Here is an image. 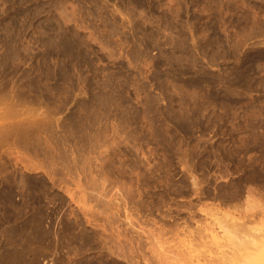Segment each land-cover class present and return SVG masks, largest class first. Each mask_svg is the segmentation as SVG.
I'll return each mask as SVG.
<instances>
[{
    "label": "rangeland",
    "instance_id": "rangeland-1",
    "mask_svg": "<svg viewBox=\"0 0 264 264\" xmlns=\"http://www.w3.org/2000/svg\"><path fill=\"white\" fill-rule=\"evenodd\" d=\"M0 34L21 51L15 85L39 76L48 103L32 107L51 119L47 157L20 149L8 170L27 216L44 196L57 249L32 245V264H264V0H0ZM221 214L259 231L260 250Z\"/></svg>",
    "mask_w": 264,
    "mask_h": 264
},
{
    "label": "bare ground",
    "instance_id": "bare-ground-1",
    "mask_svg": "<svg viewBox=\"0 0 264 264\" xmlns=\"http://www.w3.org/2000/svg\"><path fill=\"white\" fill-rule=\"evenodd\" d=\"M37 12V11H36ZM38 13V12H37ZM35 16H36V14H35ZM5 22V21H4ZM8 23H9V21H8ZM7 23V24H8ZM4 24V23H3ZM2 24V25H3ZM6 24V25H7ZM53 25V24H52ZM5 26V25H4ZM7 26H9V25H7ZM22 25H20V27H21ZM3 28V27H2ZM6 28V27H5ZM11 28V27H10ZM22 28V27H21ZM4 29V28H3ZM2 29V30H3ZM8 29V28H7ZM10 30V29H9ZM13 30V29H12ZM4 31H2V33H3ZM11 32V31H10ZM8 33V32H7ZM7 33L5 32V34H3V36H4V38L6 39L7 37H5L6 35H7ZM24 33V32H23ZM9 34V33H8ZM1 35V34H0ZM23 35V34H22ZM21 35V36H22ZM2 36V35H1ZM1 36H0V40H1V43H0V50H2L3 48H4V46L5 45H3V44H5L4 43V40L3 39H1ZM8 36H10V37H8V38H11V37H15V36H12V35H8ZM16 37H17V35H16ZM20 37V36H19ZM38 37H40V36H38ZM7 38V39H8ZM12 38V39H13ZM52 38H53V36H52ZM11 39V41H13ZM18 39V38H17ZM41 39V38H40ZM9 40V39H8ZM21 40H22V38H21ZM35 40H37V39H35ZM15 41V40H14ZM13 41V42H14ZM16 42V41H15ZM19 42V41H18ZM10 43V42H9ZM12 43V42H11ZM37 43V42H36ZM38 43H39V41H38ZM21 44V43H20ZM8 45V44H7ZM22 45V44H21ZM22 46H24V45H22ZM21 46V47H22ZM6 47H8V46H6ZM5 47V48H6ZM20 47V46H19ZM21 47H20V49H21ZM25 47V46H24ZM9 48V47H8ZM27 48V47H26ZM29 48V47H28ZM28 48H27V50H28ZM69 48V47H68ZM70 48H72V47H70ZM76 48V47H75ZM79 48V47H78ZM77 48V49H78ZM23 49V48H22ZM31 49V48H30ZM19 49H17L15 46H12V48L10 49V51H9V49H3L2 51H0V120H2L1 122H3V124L1 123V126H0V152H2V153H4L6 156H10L9 158H8V160L7 159H3L2 158V156L0 155V207H2V209H1V214H2V216H1V218H0V225H2L3 227H4V225L6 224V228L4 227V230H3V237H5L4 239V241H7V243H8V247H10L11 246V248H6L7 249V251H3V253H1L0 255L3 257V254L5 253V255H4V257H3V259H2V257L0 258L1 260H0V264H28V263H33V261L35 260L34 258H35V256H36V253H34L33 254V252H34V250H33V246L32 245H34V244H37V246L39 245V247L38 248H40V250L41 249H45V243H47V245H49V248L51 247L50 245H52V244H54L53 242H52V244H51V241L53 240L52 239V237H53V233L50 235V232L47 230L48 228H44L43 226V224H42V222H44V221H42L43 219H44V216L46 215L45 213H44V209H45V207H44V205H43V207H42V205H41V202L42 201H39V200H43L44 199V196H43V198L41 197V199H37V195L35 196L36 198L34 199V198H32V196H31V200H34L33 201V203L34 202H36V204H34V206L36 207H34L35 208V210H34V213H33V210H32V213L33 214H31L30 213V216H27V213L28 212H30L29 210H28V212L27 213H25V209H24V206H26L25 204H26V202H25V204H24V206H21V205H18L17 203V201H14L13 199H12V194H13V192H14V190L12 189L13 188V186H16L17 188L19 187L20 188V186H22L23 187V190L26 188L25 186H27L26 185V182L24 183L23 182V180L21 179L22 177V174H21V178H18V179H20L17 183H16V181H15V175L17 174H19L20 173V171H19V173L18 172H16L15 174H14V172L13 171H8L9 169H14V171L16 170V171H18V162H22V158H20L21 156L20 155H22V154H24V152H22V151H20V149H23V151H25L24 149H26V150H30L31 148L32 149H34V154L35 153H42V152H44V154H42L43 155V157L44 156H46L47 154L46 153H48V152H46L45 153V149L43 150L41 147L42 146H40L41 145V143H39V135H40V133L44 130V129H46V126L44 125L45 123L49 126V123H51V119H49V116L47 117V114H46V116H42L40 113H39V111L37 110V109H35V108H33L32 106L33 105H39V107H40V105H42V104H44V103H48V101H47V99H46V101L47 102H42V100H45V99H42L41 100V92L40 93H36L35 91H38V89H39V86H38V83H40L39 82V80H38V78H39V76L37 77V81L38 82H36L35 81V86H34V79L32 80V77H31V80L28 78L27 80H25V82L27 81V84L26 85H24L23 87L21 86V84H17V86H20V87H22V88H25L24 90L23 89H21L20 87H18L17 88V86L15 85L16 83H17V79L16 80H14L15 78H16V74H15V70L17 69L16 67L18 66V64L20 63V59H21V53H19V52H21L20 50L18 51ZM25 49H23V51H24ZM68 50V49H67ZM30 51V50H29ZM74 51H75V49H74ZM31 52V51H30ZM29 52V53H30ZM69 52V54H71L70 53V51H68ZM67 52V53H68ZM73 52V51H72ZM28 53V54H29ZM63 53H64V51H63ZM65 54H66V52H65ZM23 55V54H22ZM27 55V54H26ZM25 55V56H26ZM38 55V54H37ZM72 55H73V53H72ZM31 56H33V55H31ZM41 56V55H40ZM68 56V55H67ZM23 57V56H22ZM74 57V56H73ZM20 58V59H19ZM28 58V57H27ZM40 58V57H39ZM42 58V57H41ZM40 58V59H41ZM69 59H70V56L68 57ZM67 59V58H66ZM77 59V58H76ZM46 60V59H45ZM75 60V59H74ZM24 61V60H23ZM29 61V60H28ZM70 61V60H69ZM72 61V60H71ZM26 62V61H25ZM42 62H43V58H42ZM78 62V61H77ZM24 63V62H23ZM46 63V62H45ZM70 63V62H69ZM73 64H74V62H72ZM39 64V63H38ZM41 64V63H40ZM43 65V64H42ZM47 65V64H46ZM67 65V64H66ZM78 65V64H77ZM76 65V66H77ZM79 66V65H78ZM63 67V66H62ZM71 67V66H70ZM64 68V67H63ZM78 68V67H77ZM36 69V68H35ZM34 69V70H35ZM41 69V68H40ZM48 69H49V67H48ZM16 71H18V70H16ZM36 71V70H35ZM44 70H42V72H43ZM64 71V70H63ZM65 71H67V70H65ZM26 72H29V71H26ZM25 71H24V73H26ZM53 72V71H52ZM51 73V72H50ZM54 73V72H53ZM52 73V74H53ZM23 74V73H22ZM22 74L19 76H17V77H21L22 76ZM40 75H41V73H39ZM45 74H47V73H44V76H45ZM69 75H70V72L68 73ZM24 75V74H23ZM26 75V74H25ZM28 75V74H27ZM23 76L24 77V79L26 78V77H28V76H30V75H28V76ZM48 75V74H47ZM46 75V76H47ZM50 75V74H49ZM45 76V77H46ZM22 77V78H23ZM66 77V76H65ZM70 77V76H69ZM49 79V78H48ZM62 79H63V77H62ZM19 80H20V78H19ZM29 80V81H28ZM36 80V79H35ZM66 80V79H65ZM69 80V79H68ZM20 83V82H19ZM41 84V83H40ZM23 85V84H22ZM52 86V85H51ZM72 87H74V86H72ZM19 88L21 89V90H19ZM26 88H27V90H26ZM53 88L54 89H57L56 88V86L54 87V84H53ZM61 88V87H60ZM45 89V88H44ZM53 89V91H55ZM63 89V88H62ZM61 89V90H62ZM45 90H47V89H45ZM59 90V89H58ZM73 90V89H72ZM24 91V92H23ZM35 92L34 93V95L31 97V95H30V92ZM48 91V90H47ZM50 92V91H49ZM57 92H59V91H57ZM64 92H65V89H64ZM66 92H68V91H66ZM63 93V92H62ZM69 93V92H68ZM40 94V95H39ZM57 94V93H56ZM60 94V93H59ZM43 95V94H42ZM51 95H52V93H51ZM45 96V95H44ZM34 97V98H33ZM46 97V96H45ZM51 97V96H50ZM53 98V97H52ZM41 100V101H40ZM50 100V99H49ZM53 100H55V99H53ZM52 101V100H51ZM64 101V100H63ZM53 102H56V100L55 101H53ZM61 103V102H60ZM59 103V104H60ZM56 104V103H55ZM45 105H47V104H45ZM52 106H53V104H52ZM56 106H58V105H56ZM38 107V108H39ZM45 107V106H44ZM46 107H48V106H46ZM55 107V106H54ZM21 108H24V111L23 112H26V113H22L23 115H24V118L23 119H21V117L23 116V115H20L21 117H20V121L19 122H15V117L18 115V113H20V110H21ZM41 108V107H40ZM34 109V110H33ZM47 109V108H46ZM53 109V108H52ZM23 110V109H22ZM22 110H21V112H22ZM40 110V109H39ZM55 110V109H54ZM41 111V110H40ZM52 111V110H51ZM56 111V110H55ZM36 112H38L37 114H36ZM44 112H45V110H44ZM54 112V111H53ZM87 112V111H86ZM52 113V112H51ZM93 113H94V111H93ZM92 113V114H93ZM96 113V112H95ZM21 114V113H20ZM89 114V113H88ZM98 114V113H97ZM54 115V114H53ZM95 116V115H94ZM98 116V115H97ZM19 117V116H18ZM52 117V116H51ZM73 117V116H72ZM85 117V116H84ZM84 117H82V119L81 120H83V118ZM87 117V116H86ZM85 117V118H86ZM101 117V116H100ZM7 118H10V119H13V121H8V123L6 124V120H9V119H7ZM17 118V117H16ZM54 118V117H53ZM89 118V117H88ZM95 118V117H94ZM77 119V118H76ZM98 119V118H97ZM63 120V119H62ZM65 120V119H64ZM67 120V119H66ZM73 120V119H72ZM71 120V121H72ZM78 120V119H77ZM86 120V119H85ZM6 121V122H5ZM49 121V122H48ZM74 121V120H73ZM76 121V120H75ZM80 121V120H79ZM84 121V120H83ZM88 121V120H87ZM55 123H57L56 121H54ZM61 123H62V121H60ZM65 122V121H64ZM68 122V121H67ZM91 122V121H90ZM70 123V122H69ZM73 123V122H72ZM71 123V124H72ZM87 123H89V122H87ZM59 124V123H58ZM63 124V123H62ZM71 124H70V126H71ZM74 124V123H73ZM83 124V123H82ZM81 123L79 124V125H82ZM56 125V124H55ZM69 125V124H68ZM74 125H76V124H74ZM73 125V126H74ZM43 126H45V128L43 127ZM53 126V125H52ZM61 126V125H60ZM59 126V127H60ZM66 126V125H65ZM78 126V125H77ZM83 126V125H82ZM92 126V125H91ZM43 127V128H42ZM55 127V126H54ZM63 127V126H62ZM67 127V126H66ZM69 127V126H68ZM67 127V128H68ZM70 128V127H69ZM77 128V130H78V127H76ZM86 127H84V129H85ZM88 128V127H87ZM50 129H52V128H50ZM54 129V128H53ZM56 129H58V128H56ZM62 129H64V127L62 128ZM74 129V128H73ZM83 129V130H84ZM47 130V129H46ZM55 130V129H54ZM64 130H66V129H64ZM69 130V129H68ZM68 130H66V131H68ZM82 130V131H83ZM48 131L50 132V130H47V133H48ZM51 131H53V130H51ZM57 131H59V130H57ZM56 131V132H57ZM79 131V130H78ZM44 132V131H43ZM65 131H63V133H64ZM80 132H81V130H80ZM55 133V132H54ZM62 133V132H61ZM68 133V132H67ZM71 133H73L74 134V132H71ZM71 133L69 134V136L71 135ZM84 133V132H83ZM50 134H51V132H50ZM46 135V134H45ZM61 135V134H60ZM68 135V134H67ZM66 135V136H67ZM78 135V134H77ZM77 135H75L74 134V136H76L77 137ZM41 136V135H40ZM53 136V138H55L56 136H55V134L54 135H52ZM55 136V137H54ZM64 136V135H63ZM73 136V135H72ZM44 137V136H43ZM46 137V136H45ZM58 137H60V136H58ZM57 137V138H58ZM62 137V136H61ZM52 138V139H53ZM56 138V140L59 142V140L58 139H60V138H58L57 139ZM63 138V137H62ZM61 138V140H64V139H62ZM65 138V137H64ZM66 138H68V137H66ZM65 138V139H66ZM82 138V137H81ZM77 139H79L78 137H77ZM87 139H88V136H87ZM40 140H42V139H40ZM55 140V139H54ZM82 140V139H81ZM50 141H51V139H50ZM57 141H54V142H57ZM77 140H75V142H76ZM79 141H80V139H79ZM83 141H84V138H83ZM53 142V141H52ZM62 142V141H61ZM68 142V141H67ZM74 142V143H75ZM43 143V142H42ZM44 143H45V139H44ZM48 143V142H47ZM51 143V142H50ZM70 143H71V141H70ZM69 143V144H70ZM79 143V142H78ZM86 143V142H85ZM49 144V143H48ZM83 144V143H82ZM24 145V146H23ZM55 145H58L57 143L55 144ZM64 145H65V143H64ZM72 145V144H71ZM74 145V144H73ZM77 144L75 143V146H76ZM85 145V144H84ZM84 145H82V146H84ZM50 146V145H49ZM62 146V145H61ZM26 147H31V148H26ZM46 147V146H45ZM65 146H63V148H64ZM69 147V146H68ZM58 148V147H57ZM31 149V150H32ZM41 151V152H39V150ZM59 149H60V147H59ZM71 149H73V148H71ZM68 150V149H67ZM70 150V149H69ZM68 150V151H69ZM74 150H76L75 148H74ZM73 150V151H74ZM19 151L20 152H22V153H19ZM33 151V150H32ZM47 151V150H46ZM59 151H62V150H59ZM27 152V151H26ZM29 152V151H28ZM27 152V153H28ZM70 152H72V151H70ZM31 153V152H30ZM51 153V152H50ZM49 153V154H50ZM69 153V152H68ZM13 154H15V156H13V158H12V155ZM46 154V155H45ZM57 154V153H56ZM61 154L63 155V152H61ZM69 154H71V153H69ZM73 154V153H72ZM26 155V154H25ZM41 155V156H42ZM58 155V154H57ZM60 155V154H59ZM5 156V157H6ZM30 156V155H29ZM36 156H37V154H36ZM38 156H40V154H38ZM51 156V155H50ZM52 156H55L54 154L52 155ZM72 156V155H71ZM28 157V156H27ZM27 157H25V158H27ZM35 157V156H34ZM47 157V156H46ZM59 157V156H58ZM55 158V157H52V159H50L52 162L50 163H48V164H51L50 166H52L53 164H55L56 163V160H60V158ZM29 158V157H28ZM28 158H27V160H28ZM39 158V157H38ZM63 158V157H62ZM23 159H24V157H23ZM31 159V158H30ZM29 159V160H30ZM41 159H43V158H41ZM45 159V158H44ZM26 160V161H27ZM37 160V159H36ZM72 160H73V158H72ZM31 161V160H30ZM30 161H29V163H30ZM47 161H49V160H47ZM61 161V160H60ZM75 161V160H74ZM32 162H34V160L32 161ZM44 162V161H43ZM58 162V161H57ZM23 163H24V161H23ZM26 163V162H25ZM41 163V162H40ZM40 163H39V166H40ZM53 163V164H52ZM61 163V162H60ZM65 163V162H64ZM74 163V162H73ZM37 164V162L35 163V165ZM43 164V163H42ZM74 165V164H73ZM32 167H34V165L32 164L31 165ZM36 166H38V164L36 165ZM35 166V167H36ZM54 166V165H53ZM59 166V165H58ZM64 166H66V164L64 165ZM68 166V165H67ZM26 166H24L23 168H25ZM60 167V166H59ZM20 168V167H19ZM39 168V167H38ZM43 168V167H42ZM50 168H52V167H50ZM61 168V167H60ZM67 168V167H66ZM35 169V168H34ZM25 170V169H24ZM31 170V169H30ZM34 171V170H33ZM36 171V170H35ZM50 171V170H49ZM52 172V171H51ZM55 172V171H54ZM57 172V171H56ZM73 172V171H72ZM50 173V172H49ZM62 173V172H61ZM25 174V173H24ZM40 174V173H39ZM72 174H74V173H72ZM20 175V174H19ZM63 175V174H62ZM25 176H26V174H25ZM31 176V175H30ZM59 177H60V174L58 175ZM23 177H24V175H23ZM27 177V176H26ZM35 177V176H34ZM36 177H37V175H36ZM35 177V178H36ZM56 177V176H55ZM52 178V177H51ZM68 178V177H67ZM24 179V178H23ZM26 179V178H25ZM24 179V180H25ZM36 179H38V178H36ZM48 179V178H47ZM60 179H61V177H60ZM22 180V181H21ZM27 180V179H26ZM32 180H35V179H32ZM30 181V180H29ZM38 181V180H37ZM60 181V180H59ZM62 181V180H61ZM65 181V180H64ZM67 181V180H66ZM69 181V180H68ZM36 182V181H35ZM40 182V181H39ZM37 183V185L39 184V185H41L40 183ZM50 182V181H49ZM63 182V181H62ZM55 183V182H54ZM67 183V182H66ZM65 183V184H66ZM28 184H30L31 185V182L30 183H28ZM52 184H53V182H52ZM52 184H51V186H52ZM58 184V183H57ZM56 184V185H57ZM32 185H34V184H32ZM54 185V184H53ZM36 186V184L34 185V187ZM41 186H44V185H41ZM46 186V185H45ZM48 186V185H47ZM37 187V186H36ZM234 187V186H233ZM18 188V189H19ZM40 188H42V187H40ZM52 188H53V186H52ZM37 189H39V187L37 188ZM36 189V190H37ZM234 189V188H233ZM241 189V188H240ZM20 190V189H19ZM22 190V189H21ZM27 190V189H26ZM48 190V189H47ZM236 190V189H235ZM238 190V189H237ZM16 191H18L17 189H16ZM28 191H29V189H28ZM30 191H31V189H30ZM43 191V190H42ZM226 191V190H225ZM32 192H33V190H32ZM38 192H41L40 190L38 191ZM44 192H47V191H45L44 190ZM25 193H26V191H25ZM34 193V192H33ZM36 194H37V192H35ZM35 193L33 194V195H35ZM227 193V192H226ZM263 193V192H262ZM16 193L14 192V195H15ZM30 194H31V192H30ZM45 193H43L42 195H44ZM224 194V193H223ZM228 194V193H227ZM261 194V193H260ZM26 195V194H25ZM25 195L23 194V196L25 197ZM32 195V194H31ZM41 195V196H42ZM45 195H47V193L45 194ZM263 195H264V193H263ZM16 196H17V194H16ZM15 196V197H16ZM19 196V195H18ZM22 196V197H23ZM232 196V195H231ZM236 196V195H235ZM235 196H234V198H235ZM19 197H21V193H20V196ZM22 197H21V199H22ZM29 197H30V195H29ZM39 197H40V194H39ZM52 197V196H51ZM229 197V196H228ZM238 197H239V195H238ZM17 198V197H16ZM19 199V198H18ZM30 199V198H29ZM48 199H50V198H48ZM47 199V200H48ZM54 199V198H53ZM227 199V198H226ZM237 199V198H236ZM23 200H25V199H23ZM27 200H28V198H27ZM26 200V201H27ZM46 200V199H45ZM223 200V199H222ZM234 200V199H233ZM49 201V200H48ZM51 201V200H50ZM53 201V200H52ZM23 201L21 200V203H22ZM31 202V201H30ZM46 202V201H45ZM20 203V204H21ZM38 203V204H37ZM44 203V202H43ZM22 204V205H23ZM28 204V203H27ZM30 205V204H29ZM28 205V206H29ZM46 206V205H45ZM48 206V205H47ZM27 209H28V207H26ZM30 208V207H29ZM44 208V209H43ZM3 210V211H2ZM50 211V210H49ZM218 212V211H217ZM220 212V211H219ZM50 213H51V211H50ZM228 213V212H227ZM48 214V213H47ZM218 214V213H217ZM225 214H226V212H225ZM26 215V216H25ZM49 215H51V214H49ZM48 215V216H49ZM219 215V214H218ZM223 214H221V216H222ZM23 216L25 217V218H23ZM47 216V217H48ZM226 216V215H225ZM224 215L221 217V219H223L224 221H225V224H223V226H221L225 231V234H230V235H235V236H237V238L240 240V243L241 244H246V245H253L255 248H256V246H257V250L259 251L260 250V248L258 247L259 245H258V238H259V236H260V232L259 231H257L256 229H254L253 231H251V229L250 228H247V227H245V225H244V223L243 224H241L240 222H235V221H232L233 219L231 218V219H227L228 218V216H227V218L225 217ZM51 217H53V216H51ZM46 218V217H45ZM55 218V217H54ZM219 218V217H218ZM44 220H46V219H44ZM230 220L232 221V223H230ZM4 224V225H3ZM50 225V224H49ZM52 225V224H51ZM51 228V227H50ZM62 230V229H61ZM66 231V230H65ZM69 231V230H68ZM1 232V231H0ZM63 232V231H62ZM61 232V233H62ZM212 232H214L213 230L211 231V233ZM64 233V232H63ZM67 233V231L65 232V234ZM55 234V233H54ZM60 234V233H59ZM58 234V235H59ZM1 235V234H0ZM61 235V234H60ZM215 234H213V236H214ZM1 236V237H2ZM62 236V235H61ZM60 236V237H61ZM68 236V235H67ZM75 236V235H74ZM51 237V238H50ZM54 237H55V235H54ZM70 237V236H69ZM69 237H65V238H68L69 239ZM59 238V237H58ZM64 238V239H65ZM71 238V237H70ZM75 238V237H74ZM82 238V237H81ZM81 238H79V239H81ZM49 239H52V240H49ZM85 239V238H84ZM59 240H61V239H59ZM63 240V239H62ZM69 240H71V239H69ZM54 241V240H53ZM58 241V240H57ZM64 241V240H63ZM72 241H74V239L72 240ZM84 241V240H83ZM1 242V241H0ZM3 243H5V242H3ZM58 243V242H57ZM68 243H70V242H68ZM6 244V243H5ZM42 244H45V245H42ZM67 244V243H66ZM40 245H42V247H40ZM46 245V246H47ZM1 246V245H0ZM6 246V245H5ZM37 246L35 247V245H34V248L36 249L37 248ZM44 246V247H43ZM53 246V248L55 247L54 245H52ZM57 246V245H56ZM62 246V245H61ZM248 246V247H249ZM1 247H3L4 248V246H1ZM243 247V246H242ZM244 247H246V246H244ZM38 248H37V250H38ZM49 248H46V249H49ZM52 248V247H51ZM50 248V249H51ZM56 249H57V247H55ZM263 248V247H262ZM5 249V248H4ZM9 249V250H8ZM12 249V250H11ZM49 249V250H50ZM244 249V248H243ZM242 249V250H243ZM39 250V251H40ZM55 250V249H54ZM45 251V250H44ZM48 251V250H47ZM46 251V252H47ZM263 251V250H262ZM42 252V253H41ZM41 254H43V251L41 250ZM238 252H239V250H238ZM39 253V254H40ZM49 253H51V251L49 252ZM52 254V253H51ZM26 257V258H25ZM29 258V262L28 263H26ZM37 262V261H36Z\"/></svg>",
    "mask_w": 264,
    "mask_h": 264
}]
</instances>
